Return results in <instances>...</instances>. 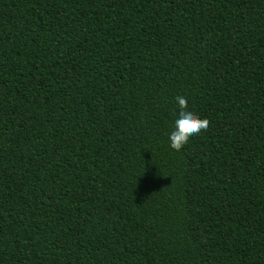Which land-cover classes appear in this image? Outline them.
<instances>
[{"label":"trees","instance_id":"1","mask_svg":"<svg viewBox=\"0 0 264 264\" xmlns=\"http://www.w3.org/2000/svg\"><path fill=\"white\" fill-rule=\"evenodd\" d=\"M0 264H264V0H0Z\"/></svg>","mask_w":264,"mask_h":264},{"label":"clouds","instance_id":"2","mask_svg":"<svg viewBox=\"0 0 264 264\" xmlns=\"http://www.w3.org/2000/svg\"><path fill=\"white\" fill-rule=\"evenodd\" d=\"M175 100L178 112L173 128L168 133V143L170 148L179 150L190 136L198 134L207 127L208 120L198 116L193 109L187 106V99L184 95H177Z\"/></svg>","mask_w":264,"mask_h":264}]
</instances>
